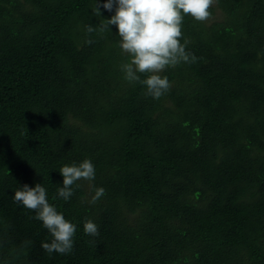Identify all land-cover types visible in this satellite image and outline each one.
Wrapping results in <instances>:
<instances>
[{"label": "trees", "instance_id": "16d2710c", "mask_svg": "<svg viewBox=\"0 0 264 264\" xmlns=\"http://www.w3.org/2000/svg\"><path fill=\"white\" fill-rule=\"evenodd\" d=\"M96 2L0 0V264H264V0L185 16L197 61L159 99L124 78L115 25L87 32L115 14ZM84 159L95 179L65 201L59 170ZM38 183L76 225L69 254L13 201Z\"/></svg>", "mask_w": 264, "mask_h": 264}, {"label": "clouds", "instance_id": "9594fccd", "mask_svg": "<svg viewBox=\"0 0 264 264\" xmlns=\"http://www.w3.org/2000/svg\"><path fill=\"white\" fill-rule=\"evenodd\" d=\"M215 3L216 0H107L103 8L111 12L115 5V14L99 26L89 25L87 32L103 33L110 31V25H115L120 48L130 58L121 65L124 78L130 83L144 85L146 95L159 99L171 87L168 78L160 73L182 62L197 61L194 54L186 51L189 41L185 39L181 43L185 16L190 15L196 21L204 22L211 17L210 9ZM93 12L100 16L96 0ZM86 42L92 43L91 40ZM141 74H146V78L141 79ZM59 172L63 177V186L57 192L65 201L73 195L72 186L77 181L91 182L95 179V166L90 159H84L79 164H65ZM104 195V188H96L90 203L95 204ZM13 201L34 211L36 215L33 218L42 221L51 234L52 240L41 244L47 253L66 255L72 252L76 225L49 203L47 189L41 183L35 187L23 185L15 191ZM83 229L87 235H99L98 226L92 220H86Z\"/></svg>", "mask_w": 264, "mask_h": 264}, {"label": "rangeland", "instance_id": "374dc122", "mask_svg": "<svg viewBox=\"0 0 264 264\" xmlns=\"http://www.w3.org/2000/svg\"><path fill=\"white\" fill-rule=\"evenodd\" d=\"M216 4H217V0H216V3L214 5H216ZM216 12L217 13L215 16H213V18H217V17L221 16V12L219 10H217Z\"/></svg>", "mask_w": 264, "mask_h": 264}]
</instances>
